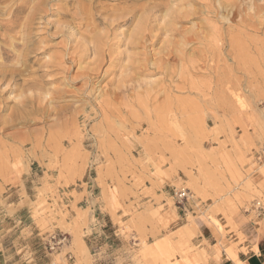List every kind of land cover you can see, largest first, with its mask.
<instances>
[{
    "label": "rangeland",
    "instance_id": "374dc122",
    "mask_svg": "<svg viewBox=\"0 0 264 264\" xmlns=\"http://www.w3.org/2000/svg\"><path fill=\"white\" fill-rule=\"evenodd\" d=\"M139 1L144 7L134 10L132 23L108 28L95 19L108 22L132 10L134 0H45L27 23L25 37L17 30L9 35L15 55L25 46L29 51L26 60L14 63L20 83L35 80L36 87L18 82L0 94V255L14 253L32 262L43 252L55 264H218L225 253L236 262L246 225L264 207V17L252 36L234 43L224 38L222 52L209 56L211 73L199 67L197 75L174 78L176 122L162 117V98L150 101L143 93L130 102L86 107L83 81L72 80L78 66L50 64L79 43L103 35L110 39L115 62L105 66L108 73L92 90L94 100L107 85L112 89L126 75L137 76L125 68L137 62L138 50L124 44L142 16L157 20L149 21L157 38L147 43L149 54L180 40L183 32L208 34L216 22L214 16H208L210 23L203 20L202 0L189 7L179 0ZM233 1L205 0L218 5L215 24L222 34L228 25L220 18L227 10L219 3ZM13 2L15 8L22 0H7L0 8ZM155 5L160 8L150 10ZM184 10L196 15L174 21ZM5 19L0 12V21ZM187 48L189 54L203 45L197 41ZM94 60L88 55L82 66ZM137 78L153 83L162 75ZM53 91L65 97L44 98ZM82 108L87 117L62 118L63 110ZM174 190H184L187 199L179 202ZM101 201L116 232L98 215ZM120 202L128 205L125 221L115 214ZM200 226L212 231V241L198 242ZM51 235L66 236V244L50 251Z\"/></svg>",
    "mask_w": 264,
    "mask_h": 264
},
{
    "label": "bare ground",
    "instance_id": "6f19581e",
    "mask_svg": "<svg viewBox=\"0 0 264 264\" xmlns=\"http://www.w3.org/2000/svg\"><path fill=\"white\" fill-rule=\"evenodd\" d=\"M6 1L7 0H0V4ZM115 1H117L119 4L120 3L124 4L127 2H131L133 0H115ZM141 1L143 0H140L139 2ZM44 2L45 0L40 2L39 4L30 5V3L28 4V2L22 0V2L19 5H17L15 8H14V2L12 4L13 6L9 8L8 7H4V9L0 8L1 15L9 17V19L0 21V30L3 31V33H0V90H1L0 94L2 93V89L4 90L6 88L11 89L12 86H14V83H18V82L19 84H22L28 89L36 87L35 80H33L32 82H30L29 80L28 81L22 80L20 83L18 78L19 75L17 76L18 70L15 68L14 63H18V61H20L19 59L23 60L22 58L23 57L25 58V56L28 54L29 51L26 50L27 46H25L26 48L23 51L21 49V53H20L21 55L19 54L20 56L15 55L14 43H11L10 40L12 36L9 35L11 34L15 35L14 32L17 30L18 33H22L21 35L19 34L20 36H22L23 33H25L26 30H28L27 27L30 25L29 24L27 26V23L32 22L34 16L36 14H39L38 11L41 10L40 6ZM196 2L197 1L195 0H179L180 5L186 7H189L190 5L193 4L195 5L197 4ZM47 3H50V0ZM134 3L135 6L132 7V10L130 9V11H125L119 15H116L108 19V22L106 21L104 23V20L102 21L101 19H99V17L96 18L95 21H98V25H105L108 28H110L114 23L117 25H125L127 23H132L136 16L134 10H137L138 8L142 10V8L144 7L142 5L137 6L138 2H136V0H134ZM168 4L169 2L166 1V3H164L163 5L164 8H166V12L169 8ZM219 6L222 9L227 10V16L224 18H220L221 22L225 21L226 24L228 25V29H226L223 32V34L219 30V28L216 27L215 24L219 22V19L217 17L219 13L218 5L216 6L215 4H211L210 2L205 3V0H202V5H200V7L202 8L203 11L201 15H204L206 17L203 20L207 23H210L208 22L210 19L208 16H214L216 20L214 24L210 25V29H209L210 33L205 34L204 32H198V31L197 32L186 31L182 33V30L170 26L171 29L170 31L175 33L179 32L184 35L181 36V39L178 41L167 42L164 48L159 53L156 54L147 53L146 46L147 43L151 45L153 44L154 40H157L156 35L153 34L154 26H151L149 24L150 20L152 21H157V20H155V18L151 15L150 16L148 15L147 17L142 16L138 20L135 29L132 31L129 38L126 40L124 44L127 48H134L138 50V53H136L137 62H135V64L133 65H129L125 69L133 70L134 74L137 75L138 77L140 75H143L145 77L148 75L161 74L162 78L157 82L144 83L141 80H139L137 76L133 77L131 75H126L124 78H122L116 83L114 88L110 89L109 86L107 85V88L104 91H101V93H99L96 99L91 100L90 97L92 90H95L97 83L102 81L107 76L108 72L105 66L109 67L115 62L112 61L113 54L110 48V41H109L110 39L108 36L106 37L104 35H103L104 37L97 36L94 38L87 39L82 43L79 44L77 43L78 44L77 47H75L71 53L64 54L57 61L55 60L50 64L55 68L60 67L63 63H68L69 66L72 68L78 66L77 71L80 72L75 74L72 80H77L80 78V81H83L82 83L83 87H86L87 90L82 91V95L80 96H82L84 102H86V107L90 105H94L96 102L98 107L99 106L105 107V105L108 107V105L111 104L112 102L117 103V101L119 100H126L127 102H130L131 99L138 98L143 93L145 99L147 98L150 101L151 100L155 101L158 98H162L164 102H162L163 105L162 104L161 105L165 113V115H163L162 117L168 116L170 120L176 122L177 108L175 109V107L173 106L174 98H172L173 94L171 95L172 83L174 78L177 77L179 79L182 76L189 77L192 75H197L199 73L198 71L200 70L199 67L201 68L204 67L206 68L205 70L208 73H211L210 72L211 67L208 66L209 56L210 57L213 56L215 52L216 53L222 52V45H224L225 43L224 40L225 37H228V39L230 38L231 42L234 43L236 42L235 41L236 38H238L239 36L245 38L248 36H252L251 34H255L257 31H259V27L262 26L263 24L262 18L264 17V0H235L227 5H221L219 3ZM149 8L150 10H153V8L155 9L160 7L155 5L154 7H149ZM194 15H196L194 11L191 12L188 10H184L182 12L175 13V17L173 18V20L177 22L178 21L183 22ZM23 40L25 39L22 37V41ZM195 41L196 42L198 41L201 45H203V48L198 50H192V52L188 54L186 52V50L188 49L187 47L189 45H194V43H196ZM232 43L230 46L231 48L233 47ZM88 55H94L95 60L93 61L92 64L84 67L82 66V61ZM175 65H180V68L178 70H175ZM47 75L48 72L41 73V76L43 77ZM186 77L185 79L183 78L185 82H186ZM176 87L178 86L175 85L174 88ZM176 90L177 88L175 89V91ZM47 97L48 98L51 97L52 99L55 98L62 99L65 96L61 92L53 91L52 93H45L44 98L46 99ZM176 101L177 99L175 100V102ZM0 103L3 104V98L1 97V95H0ZM123 104H125L124 101ZM85 108H82L81 110L65 109L63 111L66 112V114H64L62 118L71 121L73 119H78L80 115H83V117H87V115H85V112L87 111ZM160 109L161 107L157 108V111H159Z\"/></svg>",
    "mask_w": 264,
    "mask_h": 264
},
{
    "label": "crops",
    "instance_id": "0c3cea01",
    "mask_svg": "<svg viewBox=\"0 0 264 264\" xmlns=\"http://www.w3.org/2000/svg\"><path fill=\"white\" fill-rule=\"evenodd\" d=\"M121 209L116 211V216L122 221L127 219L124 211L128 210L126 202H120ZM86 205V204H84ZM105 202L101 201L97 207L99 210V216L102 221L109 226L110 229L115 230V224L112 221L111 214L105 209ZM254 223H248L244 229L246 241L237 246L236 262L230 259L225 253H221L218 264H264V207L258 211V214L253 218ZM212 241V231L206 226H200L198 233V242ZM215 246L213 244L211 247ZM38 251V250H37ZM37 251H35L37 253ZM210 252V250H209ZM0 264H55L53 257L50 254L38 255L34 261L26 262L19 257H15L14 253L9 254L6 252L0 255Z\"/></svg>",
    "mask_w": 264,
    "mask_h": 264
},
{
    "label": "built area",
    "instance_id": "2783aa9c",
    "mask_svg": "<svg viewBox=\"0 0 264 264\" xmlns=\"http://www.w3.org/2000/svg\"><path fill=\"white\" fill-rule=\"evenodd\" d=\"M173 196L181 203L187 199V194L184 190H179V191L174 190ZM49 240H50V244L48 245V248L50 251H52L63 247L67 242V237L64 235H59V236L51 235L49 237Z\"/></svg>",
    "mask_w": 264,
    "mask_h": 264
}]
</instances>
